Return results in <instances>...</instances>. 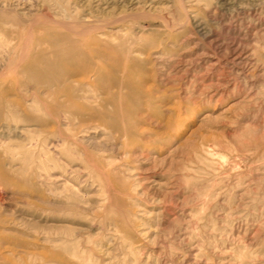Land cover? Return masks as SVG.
<instances>
[{"label":"rangeland","instance_id":"374dc122","mask_svg":"<svg viewBox=\"0 0 264 264\" xmlns=\"http://www.w3.org/2000/svg\"><path fill=\"white\" fill-rule=\"evenodd\" d=\"M0 264H264V0H0Z\"/></svg>","mask_w":264,"mask_h":264}]
</instances>
